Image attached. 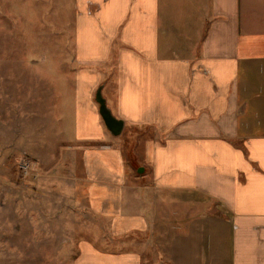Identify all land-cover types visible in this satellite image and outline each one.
<instances>
[{
	"label": "crops",
	"instance_id": "crops-1",
	"mask_svg": "<svg viewBox=\"0 0 264 264\" xmlns=\"http://www.w3.org/2000/svg\"><path fill=\"white\" fill-rule=\"evenodd\" d=\"M75 5L82 192L131 248L85 243L77 264H264V0ZM101 86L116 118L161 134L133 178L106 146Z\"/></svg>",
	"mask_w": 264,
	"mask_h": 264
},
{
	"label": "rangeland",
	"instance_id": "rangeland-1",
	"mask_svg": "<svg viewBox=\"0 0 264 264\" xmlns=\"http://www.w3.org/2000/svg\"><path fill=\"white\" fill-rule=\"evenodd\" d=\"M76 14L75 0H0V264H77L85 243L131 249L129 234L107 243L111 229L82 192V157L94 145L74 139V80L85 67ZM105 130L131 178L146 168V142L161 137L153 128Z\"/></svg>",
	"mask_w": 264,
	"mask_h": 264
},
{
	"label": "water",
	"instance_id": "water-1",
	"mask_svg": "<svg viewBox=\"0 0 264 264\" xmlns=\"http://www.w3.org/2000/svg\"><path fill=\"white\" fill-rule=\"evenodd\" d=\"M102 86L96 92V102L99 105V113L106 129L115 137L119 136L125 127L124 121L116 118L109 108L106 99L102 93Z\"/></svg>",
	"mask_w": 264,
	"mask_h": 264
}]
</instances>
